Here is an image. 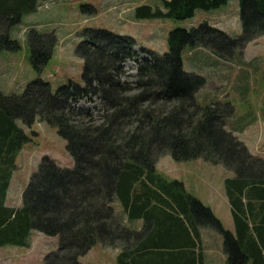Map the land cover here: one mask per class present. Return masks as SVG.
<instances>
[{
	"label": "trees",
	"instance_id": "1",
	"mask_svg": "<svg viewBox=\"0 0 264 264\" xmlns=\"http://www.w3.org/2000/svg\"><path fill=\"white\" fill-rule=\"evenodd\" d=\"M228 0H161V6L142 4L137 18L186 19L196 9H212ZM241 33H228L202 22L168 32L167 50L139 47L134 39L104 28H85L75 54L82 59V83L72 79L52 91L48 81H29L21 94L0 92V246L29 247L32 231L58 236V247L47 253L43 264H82L96 242L118 245L116 264H204L199 228L209 227L223 238L228 264H264V225L255 229L258 244L248 235L241 201L256 198L264 223V159L224 128L232 113L230 103L200 105L196 92L205 79L183 69L184 46H202L221 56L231 55L264 34V0H237ZM37 9V0H0V46L16 50L8 34L23 14ZM53 33L27 31L29 61L40 70L55 45ZM133 59L136 73L131 82L120 79L123 63ZM98 99L100 122L77 101ZM83 117H88L84 122ZM54 126L65 140L74 161L71 168L43 156L22 192L19 207L5 205L15 158L26 139L17 120ZM174 160L203 158L233 172L224 179L236 237L183 182L168 180L156 171L161 154ZM118 201L126 222L141 220L139 228L127 226L115 211ZM204 219H199L197 210ZM261 226V225H260ZM259 228V229H258ZM118 243V244H117Z\"/></svg>",
	"mask_w": 264,
	"mask_h": 264
},
{
	"label": "rangeland",
	"instance_id": "2",
	"mask_svg": "<svg viewBox=\"0 0 264 264\" xmlns=\"http://www.w3.org/2000/svg\"><path fill=\"white\" fill-rule=\"evenodd\" d=\"M142 4L160 7L161 0H37L36 11L23 14L20 21L8 30L9 37L17 41L19 48L12 50L0 46V92L21 94L26 84L36 78L48 81L52 91L67 79L81 84L83 61L75 54V48L85 28H104L131 36L134 39L132 49L138 58L144 57L139 47L165 52L168 32L173 28H190L207 22L231 36L239 35L242 30L237 0H228L208 10L196 9L194 15L186 19L137 18L135 9ZM6 26H0V33ZM30 28L40 33H53L56 38L52 53L40 70L29 61L26 35ZM181 59L185 71L205 79L196 92L197 103H230L232 113L225 117L224 128L241 140L248 150L264 159V34L225 57L200 45H186ZM135 73L136 63L129 59L123 63V72L119 77L131 82ZM76 106L88 109L93 114V120L100 122L103 105L98 99H82L77 101ZM83 118L84 122L88 121V117ZM17 124L26 139L15 158L6 192L5 205L10 207L22 204V192L43 156L53 159L61 167L71 168L74 165L65 140L57 134L54 126L38 119L30 126L20 120ZM155 165L156 171L168 180L182 181L188 193L203 205L213 208L222 218L223 225H227L218 193L224 179L233 175L231 170L203 158L177 161L167 153L161 154ZM114 204L116 214L123 216L118 201ZM197 212L198 218L204 219V215L199 210ZM121 220L132 228H139L142 224L141 220L128 223L125 216ZM58 242V236L32 231L29 247L0 246V264H43L45 255L56 250ZM212 244L217 246L216 239L205 234L204 249L211 250ZM119 251L118 245L96 242L78 259L82 264H116ZM217 260L216 254H208L207 264H218Z\"/></svg>",
	"mask_w": 264,
	"mask_h": 264
},
{
	"label": "crops",
	"instance_id": "3",
	"mask_svg": "<svg viewBox=\"0 0 264 264\" xmlns=\"http://www.w3.org/2000/svg\"><path fill=\"white\" fill-rule=\"evenodd\" d=\"M249 151L251 154L256 156V154H254V152H252V150H249ZM232 176L233 175L227 176V177H232ZM218 197L221 200V203H220L221 207L224 209V215H225V218L227 219V223H226L227 225L224 226L222 218L216 213V211L213 210V208H211L209 206L208 207L210 208L212 213L220 220L223 228L230 231L231 234L234 237H236L235 236L236 235V227L234 224V220H233L232 212H231V206H230V203H229L228 198L226 196L224 185H221V190L218 193ZM241 198H242L241 201L244 203L243 208H244V212L246 214V219H244V221L247 222L248 235L253 239L254 242H256V244H258V240H257L258 237H257V232L255 229L258 226H259V228H261L262 225H264V223L259 224L260 221L258 219H260V217L259 218L257 217V219H256V217L252 218V217H250L249 212L251 211L252 215H256V212H259L258 213L259 215H263V212H260V208H258V206L256 207V198L255 197L251 198V203H250L249 208L247 206H245V203H247V200H248L247 197L242 196ZM201 228H199L200 239H201L200 240V247H201L200 249H201V253L203 255L204 264H207V256L209 253L210 254L211 253L216 254V256L218 258V260H217L218 264H228L229 254L226 251V249L224 248L222 235L218 231H216L215 229L209 228L207 226L201 227ZM205 234H206V237H209V235H210L213 237V239H216V243H217L216 245L217 246H213V244H212L210 246L211 250H209V248L207 250H205L204 246L202 245ZM260 256L264 262V251L262 249L260 252ZM242 264H252V259H247Z\"/></svg>",
	"mask_w": 264,
	"mask_h": 264
}]
</instances>
